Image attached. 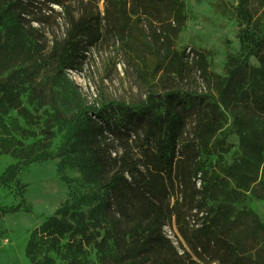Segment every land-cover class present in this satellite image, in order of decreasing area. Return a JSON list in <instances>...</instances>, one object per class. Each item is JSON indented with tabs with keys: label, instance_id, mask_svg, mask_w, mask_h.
Instances as JSON below:
<instances>
[{
	"label": "trees",
	"instance_id": "trees-1",
	"mask_svg": "<svg viewBox=\"0 0 264 264\" xmlns=\"http://www.w3.org/2000/svg\"><path fill=\"white\" fill-rule=\"evenodd\" d=\"M38 1L66 9L65 0ZM102 1L104 10L94 12L80 0V10L68 11L66 39L50 46L39 27L43 19L35 17L37 0H0V114L15 111L29 126L31 112L53 110L42 140L25 145L32 133L18 120L19 140L0 137V155L22 161L2 174L0 187L30 164L57 158L78 168L91 187L72 194L32 232L27 258L31 264H197L163 234L174 225L180 246L184 241L214 262L264 264V224L237 206L250 193L264 199V36L255 31L251 0H238L236 38L247 54L229 56L223 74L211 71L205 56L189 63L175 48L187 23L183 0ZM133 18L135 25L148 22L155 47L135 41ZM105 37L130 44L140 61L163 56L153 77L167 73L172 81L148 85L138 101L89 103L66 71L80 67ZM51 66L57 69L51 85L38 87ZM197 73L204 91L189 86ZM59 133L63 142L53 151ZM232 135L239 151L227 162Z\"/></svg>",
	"mask_w": 264,
	"mask_h": 264
},
{
	"label": "rangeland",
	"instance_id": "rangeland-1",
	"mask_svg": "<svg viewBox=\"0 0 264 264\" xmlns=\"http://www.w3.org/2000/svg\"><path fill=\"white\" fill-rule=\"evenodd\" d=\"M187 23L177 39L175 48L189 57H185L189 63L196 61L198 55L205 56L209 68L219 74H223L229 56L243 58L247 50L238 42L236 35L240 30L238 0H183ZM97 12L104 10L102 0H87ZM66 9L42 1L35 2V17L43 19L39 26L50 41L57 39L62 43L66 39V20L68 11L77 12L81 8L80 0H65ZM248 7L253 18L258 22L255 30L264 36V0L248 1ZM137 18H133V37L138 44L148 43L155 47V43L147 37L148 22L143 21L135 25ZM38 25L37 23L35 26ZM130 46V44H129ZM126 43L117 42L113 38L102 40L97 46L92 47L82 60V65L77 69H69L66 75L69 85L76 86L78 91L89 103L106 100L138 101L144 97L148 85L166 84L172 81V76L160 72L155 78L153 70L163 60V56L149 54L145 61H140L136 52L132 51ZM161 48V47H160ZM194 51V54L191 53ZM168 60V59H167ZM251 64L258 65L255 57L251 58ZM57 73L56 66L47 68L38 76V87L48 88ZM195 80L189 86L205 90L202 79L195 74ZM188 81L184 82L188 85ZM189 88V87H186ZM30 91V90H28ZM48 104V103H44ZM52 108L48 105L34 110L32 113L34 124L26 126L22 118L12 111L8 115L0 114V137L10 138L18 136L15 131V121L18 126L29 130L32 135L24 140L25 145H32L43 139L42 125L50 121ZM63 133L57 134L53 141L52 150L57 151L63 142ZM229 143L233 146L231 152L225 155L227 162H232L239 151L238 138L230 136ZM216 156L210 157L207 162H215ZM18 158L4 154L0 155V177L10 167L21 163ZM66 177L68 181L63 178ZM49 178L60 186L61 197L54 204H46L39 200L36 193L38 181ZM264 180V179H263ZM91 187L82 179L78 168L62 166L61 159L48 160L30 164L22 169L16 180L7 187H0V264H31L26 256V246L32 232L40 227L50 216L70 198L74 193L85 192ZM238 207H246L258 214L264 224V199H258L251 193L244 204ZM18 207L16 211L4 212V209ZM171 227L175 230L174 225ZM178 232V230H177ZM178 235L182 239L180 233ZM183 241L179 254L185 257L184 251L189 253L197 264H219L203 253L200 249L192 250Z\"/></svg>",
	"mask_w": 264,
	"mask_h": 264
},
{
	"label": "bare ground",
	"instance_id": "bare-ground-1",
	"mask_svg": "<svg viewBox=\"0 0 264 264\" xmlns=\"http://www.w3.org/2000/svg\"><path fill=\"white\" fill-rule=\"evenodd\" d=\"M37 183L36 193L39 200L51 205L59 201L61 190L58 184L54 183V181L49 178L41 179L40 184L39 181Z\"/></svg>",
	"mask_w": 264,
	"mask_h": 264
},
{
	"label": "built area",
	"instance_id": "built-area-1",
	"mask_svg": "<svg viewBox=\"0 0 264 264\" xmlns=\"http://www.w3.org/2000/svg\"><path fill=\"white\" fill-rule=\"evenodd\" d=\"M194 53L192 52L191 55H193ZM190 56V55H188ZM163 234L165 235L166 238H168L173 245L178 249V251L180 250L179 248V243H180V236L178 235L177 230L173 229L171 227V225H166L163 228Z\"/></svg>",
	"mask_w": 264,
	"mask_h": 264
}]
</instances>
